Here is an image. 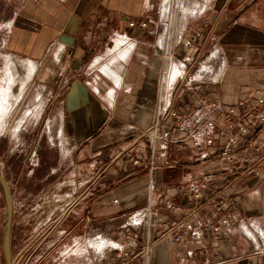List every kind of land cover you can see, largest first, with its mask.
I'll return each mask as SVG.
<instances>
[{
	"label": "crops",
	"instance_id": "1",
	"mask_svg": "<svg viewBox=\"0 0 264 264\" xmlns=\"http://www.w3.org/2000/svg\"><path fill=\"white\" fill-rule=\"evenodd\" d=\"M161 9V0H24L16 9L10 23L25 20L18 46H28L27 61L47 96L48 125L60 123L62 152L82 155L90 148L115 155L151 127L169 99L189 115L200 96L223 109L264 97V0H207L203 18L183 29L168 50L161 36ZM197 30L202 38L188 49L187 41ZM203 63L210 67L199 68ZM171 77L176 83L170 98ZM222 116L216 112L212 119L221 123ZM227 136L222 133V139ZM237 155L238 167L231 173L220 156L202 164L189 148L173 152L172 158L190 163L162 169L159 182L168 189L199 183L204 172L213 177L200 213L192 214L181 196L164 200L145 223L153 242L149 257L138 254L140 240L129 239L123 247L127 255L109 264H264V127L255 136L240 137ZM123 160L120 173L106 165V175L89 184L100 190L65 215L67 254L79 245L75 251L80 250L82 264H100L98 252L115 245L82 241L100 233L116 238L126 217L148 206V172L123 171L128 165ZM226 199L236 205L225 204L217 213L212 201ZM168 200L180 210L169 208ZM172 216L175 224L169 223ZM188 225H212L213 230H204L198 242ZM169 230L182 231L185 239L172 245Z\"/></svg>",
	"mask_w": 264,
	"mask_h": 264
},
{
	"label": "rangeland",
	"instance_id": "2",
	"mask_svg": "<svg viewBox=\"0 0 264 264\" xmlns=\"http://www.w3.org/2000/svg\"><path fill=\"white\" fill-rule=\"evenodd\" d=\"M206 1L181 0L178 15L174 19L176 23L173 21L172 25L169 21H164V0H161L162 38L165 35L164 26L169 23V42L172 43L183 29L189 28L194 21H200L204 16ZM23 2L24 0H0V90L7 89L8 85L12 88V104L0 120V169L14 198L11 239L13 264H82L80 250L75 251L79 245L67 254L66 242L63 240L66 231L63 224L65 215L70 210L84 206L91 194L100 190L89 184L106 175V165L111 163L110 169L115 166L120 173L122 162L116 158L127 145L115 155L106 152V149L93 152L90 148L82 155L62 152L58 136L60 123L55 122L54 128L48 125L47 96L41 87L42 83L33 73L26 75L21 74L23 71L19 72L18 64L25 70L28 62V46H25L26 43L23 49L18 46V34L26 32L25 20L19 19V25L15 26L11 25L10 20ZM187 8H196L197 12L189 14L184 21ZM209 64L203 63L199 68L207 70ZM19 87L23 89L21 94L18 92ZM125 169L124 164L122 170ZM80 182L82 187L78 186ZM76 188H82V191H76ZM88 192L90 194L86 199L77 206H72L77 196ZM5 221L6 199L0 184V264H6L3 250ZM127 222L128 216L122 223L123 227ZM120 231L121 234L116 232V238L100 233L86 242L82 241V244L89 246L103 241L115 244L105 246L103 252H98L99 263L109 264L108 261L112 258L120 260L125 257L112 248L116 244L124 247L125 241H130L126 229L121 228ZM108 252L112 256L109 259L106 258Z\"/></svg>",
	"mask_w": 264,
	"mask_h": 264
},
{
	"label": "built area",
	"instance_id": "3",
	"mask_svg": "<svg viewBox=\"0 0 264 264\" xmlns=\"http://www.w3.org/2000/svg\"><path fill=\"white\" fill-rule=\"evenodd\" d=\"M130 26H134V23H131ZM143 26L146 27V24ZM201 38L202 31H195L187 41V48L192 49L197 46ZM182 65L184 66V64ZM175 83L176 78L171 77L169 82L170 98ZM249 104V101H239L235 105L223 109L219 103L209 102L205 97L200 96L199 106L192 114L188 115L182 114L173 107L172 101L169 99L166 106L159 111L151 127L142 131L117 156L116 159H125L128 162L125 169L128 173L142 170L149 174L150 198L148 206L130 213L128 222L123 227L126 229L128 238L142 242V249L138 253L141 257L147 259L153 249L151 234L144 230L145 223L151 219L153 214H157L164 203L163 201L173 196H181L186 203L191 205L192 214L197 215L204 205L205 191L208 190L212 182V175L204 172L202 181L199 183L190 182L172 189L162 185L159 182V176L163 168H175L190 163V160H183L180 157L172 158L171 154L189 148L194 151L195 162L202 164L220 156L230 165L229 171L234 173L238 167L237 152L240 147V137L255 136L264 127V97H259L254 103ZM216 112L223 114L221 123H216L212 119V115ZM222 133L228 135L226 139H222ZM166 191L169 192L166 194ZM88 194L90 193L77 196L72 206L80 204ZM117 202L114 200V203ZM167 202L169 208L175 211L180 210L178 205L169 203V200ZM225 204L232 207L236 205V201L232 199L221 202L212 201L213 209L217 213L223 211ZM158 220L164 222L162 217ZM176 222V217H170L169 223L175 224ZM223 222L227 226L230 225L226 218L223 219ZM187 230L190 232L192 240L201 242L204 230H213V226L188 225ZM167 236L172 245H178L185 239L182 231L169 230ZM112 248L127 255V252L119 244ZM119 256L120 254L117 255V257Z\"/></svg>",
	"mask_w": 264,
	"mask_h": 264
},
{
	"label": "bare ground",
	"instance_id": "4",
	"mask_svg": "<svg viewBox=\"0 0 264 264\" xmlns=\"http://www.w3.org/2000/svg\"><path fill=\"white\" fill-rule=\"evenodd\" d=\"M180 6H181V0H164V11H163L164 21H169L173 25V21H175L174 19L178 15V11H179V7ZM187 10L188 11L185 12V15H184V18H183L184 21H186V19L188 18L189 14L192 13V9L190 10V9L187 8ZM175 23H176V21H175ZM169 24H168V26L167 25L164 26V34H165L164 35L165 36L164 39L166 41V44H165L164 48L167 49V50L171 47V44L169 42V37H170L171 34L168 31L170 29V25ZM159 49L161 50L162 47H160ZM25 67H26V69L24 70L22 68V66L20 64H18L19 72H22L23 71L21 74H26L27 75L29 73H32L33 70H34V65L31 64V63H29V62L26 63V66ZM180 71L181 70L177 68V72H180ZM14 80H15V78H14ZM8 86L9 87L7 89H1L0 90V120H2L1 119L2 118L1 117L2 114L7 113V111H9V109H10V105L12 104V100L10 99V95H11L10 93H11L12 88H11V85H8ZM23 88H24V86H23ZM22 90L23 89L19 87V89H18L19 94H21V91ZM18 95L16 96V98L18 97Z\"/></svg>",
	"mask_w": 264,
	"mask_h": 264
},
{
	"label": "water",
	"instance_id": "5",
	"mask_svg": "<svg viewBox=\"0 0 264 264\" xmlns=\"http://www.w3.org/2000/svg\"><path fill=\"white\" fill-rule=\"evenodd\" d=\"M0 184L2 186L3 192L6 199V221L3 231V250L5 255L6 264H13L12 259V225L14 217V198L12 195V190L6 178L3 176L0 169Z\"/></svg>",
	"mask_w": 264,
	"mask_h": 264
}]
</instances>
